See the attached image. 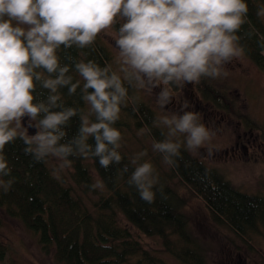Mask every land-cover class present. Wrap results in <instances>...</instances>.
Wrapping results in <instances>:
<instances>
[{
  "label": "clouds",
  "instance_id": "clouds-1",
  "mask_svg": "<svg viewBox=\"0 0 264 264\" xmlns=\"http://www.w3.org/2000/svg\"><path fill=\"white\" fill-rule=\"evenodd\" d=\"M248 11L245 0H0V188L7 192L14 183V178L2 177L11 173L5 147L17 139L34 162L50 156L58 159L57 170L71 167L69 157L98 158L104 169L120 164L123 136L114 125L121 106L130 99L125 82L149 93L159 88L156 102L164 109L175 95L173 87L183 88L205 77H226L225 66L244 54L237 33L247 22ZM257 16H264V7ZM121 20L115 38L119 73L110 65L80 60L74 67L83 84L73 82L70 67L60 63L61 46L87 48ZM37 83L49 90L46 102L34 103ZM65 86L69 95L80 88L87 112L64 107L58 89ZM57 108L61 110L52 111ZM78 114V135L60 143L67 135L63 129ZM24 117L28 127L37 129L35 135H28L22 126ZM154 124L167 129L166 138L154 140L152 148L169 166L180 157V135L190 152L210 145L216 135L194 111L168 112ZM89 137L95 140L94 148L87 143ZM208 154L212 155L211 147ZM146 155L145 150L132 158L135 167L128 184L152 203L159 180L151 162H139ZM120 171L126 173L128 167ZM103 187L102 180L91 185Z\"/></svg>",
  "mask_w": 264,
  "mask_h": 264
},
{
  "label": "trees",
  "instance_id": "trees-1",
  "mask_svg": "<svg viewBox=\"0 0 264 264\" xmlns=\"http://www.w3.org/2000/svg\"><path fill=\"white\" fill-rule=\"evenodd\" d=\"M245 2L249 9L247 22L237 35L241 37L244 55L264 72V16H257L258 9L264 7V0ZM121 23L119 21L113 28L118 31ZM58 55L61 65L70 67L68 75L73 76V82L80 80L81 85L83 80L74 67L77 61L93 60L101 67L110 65L115 71L111 53L102 44L99 35L94 44L84 49L76 46L64 49L61 46ZM124 86L128 88L130 99L127 106H121L120 119L114 127L121 131L122 136L133 127L145 129L153 141L164 140L166 132L154 124L158 121L155 109L139 95L138 89L130 87L127 82ZM178 89L173 87L174 92ZM195 89L214 107L234 109V101L223 89L217 88L211 78H201L195 83ZM58 91L64 107L82 108L87 112L88 106L82 100L80 88L73 95L68 94L67 86ZM33 95L34 103L46 102L49 90L37 83ZM233 114L246 119L245 114L235 109ZM91 119L95 122L94 116ZM246 122L251 123L249 119ZM255 123L257 126L258 123ZM80 124L79 114L71 117L63 129L67 135L60 143H67L77 136ZM262 136L264 138V133ZM87 143L95 147L93 137H89ZM181 143L176 165H168V173L156 169L159 182L153 188L156 195L152 203L142 200L136 188L128 184L135 166L131 164L133 156L122 140L120 164H113L107 169L99 165L98 158L69 157L72 160L71 179L84 191H94L91 188L94 184L91 170L103 181L106 193L100 194L89 207L80 193L68 184L67 178L58 176L49 167L50 157L44 162H34L30 155H25L23 141L17 139L5 147L11 173L2 179L14 178V183L7 192L0 188V208L20 220L35 235L41 250L46 254L53 253L54 260L61 264H159L130 229L120 222V215L144 235L157 237L163 249L179 264H207L204 245L193 234L183 204L169 184L174 177L201 200L215 226L229 230L250 247L251 237L264 236V195L239 190L216 168L190 154ZM124 166L128 167V172L121 174ZM5 249L0 242V260Z\"/></svg>",
  "mask_w": 264,
  "mask_h": 264
},
{
  "label": "rangeland",
  "instance_id": "rangeland-1",
  "mask_svg": "<svg viewBox=\"0 0 264 264\" xmlns=\"http://www.w3.org/2000/svg\"><path fill=\"white\" fill-rule=\"evenodd\" d=\"M121 22H123L121 20ZM101 42L111 53V64L119 73L118 50L115 48L116 30L110 29L99 34ZM228 75L212 79L219 89H223L234 101V109L246 115L250 120L235 117L233 110H221L205 101L195 89V83H187L175 91L172 102L162 109L156 102V88L149 93L138 89L155 109L157 118L168 112L181 113L194 111L202 116V123L215 130L216 135L209 144L195 152H190L206 164L216 168L232 185L241 191L264 195V72L247 56L233 59L226 66ZM122 75V73H121ZM187 104L188 107L184 108ZM253 122H257L253 124ZM27 117L22 119V126L27 128L28 135H35L37 129L28 127ZM34 123V122H33ZM167 134L164 126H159ZM143 129V128H141ZM141 129L131 128L124 134L122 142L134 157L141 151L147 155L140 162L149 161L159 172L168 173L169 166L163 162V157L152 148L153 139ZM181 142L183 135L179 136ZM211 147L212 155L208 154ZM49 167L59 176L67 178V182L82 196L87 206L100 194L106 193L105 188H95L94 191H84L71 179L72 168L57 170L60 161L49 158ZM94 183L100 180L97 173L91 170ZM169 184L179 196L193 234L204 245L207 264H264V236L251 237V246L241 242L229 230L215 226L209 217L207 209L199 198L194 196L176 178ZM0 242L6 249L0 264H61L54 260L53 253H44L37 243L35 235L15 217H11L0 208ZM120 222L130 229L149 253L153 254L159 264H179L178 261L161 246L157 237L146 236L129 224L120 215Z\"/></svg>",
  "mask_w": 264,
  "mask_h": 264
}]
</instances>
